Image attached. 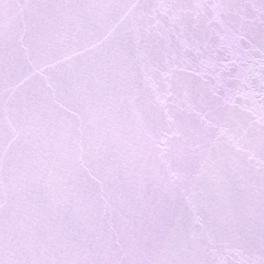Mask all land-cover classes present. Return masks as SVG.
<instances>
[{
    "label": "snow or ice",
    "instance_id": "6c2138e0",
    "mask_svg": "<svg viewBox=\"0 0 264 264\" xmlns=\"http://www.w3.org/2000/svg\"><path fill=\"white\" fill-rule=\"evenodd\" d=\"M0 264H264V0H0Z\"/></svg>",
    "mask_w": 264,
    "mask_h": 264
}]
</instances>
